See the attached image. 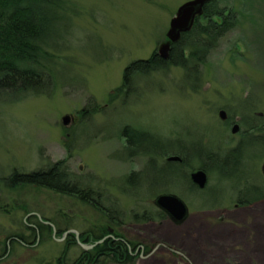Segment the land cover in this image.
<instances>
[{
    "label": "rangeland",
    "instance_id": "rangeland-1",
    "mask_svg": "<svg viewBox=\"0 0 264 264\" xmlns=\"http://www.w3.org/2000/svg\"><path fill=\"white\" fill-rule=\"evenodd\" d=\"M186 1L65 0L67 11H58L49 35L60 56L46 64L57 80L45 85L46 94L19 102L0 99V196L10 203L8 210L0 207V253L8 237H30L23 221L35 220L27 213L40 209L52 219L56 211L69 214L68 228L80 236L106 225L109 215L120 217L126 238L152 247L136 264H244L243 258L246 264H264L247 239L219 241L206 233L202 240L198 228L202 223L223 226L220 222L228 219L218 217L217 210L233 209L238 198H254L258 193L252 185L264 180L258 173L263 138L245 137L247 161L238 154L227 157L246 125L264 120V0H218L234 10L237 23L211 49L200 75L172 66L139 74L132 88H122L124 70L133 60L169 49L170 21ZM221 109L241 123L240 133L233 134L220 120ZM67 115L70 122L64 125ZM176 152L187 157L186 164L164 163ZM62 159L75 176L63 170L57 185L81 188L89 197L101 195L108 215L63 191L38 185L13 188L17 178L8 179ZM201 163L210 169L205 190L191 185L188 177ZM139 170L141 175L130 174ZM162 192L185 200L195 229L170 218L140 220L145 210L157 208L154 201ZM246 209L249 221L252 209L264 223V202ZM61 226L67 227L63 221ZM168 229L172 238L164 234ZM17 243L11 242L0 264H54L63 241L34 247Z\"/></svg>",
    "mask_w": 264,
    "mask_h": 264
},
{
    "label": "trees",
    "instance_id": "trees-1",
    "mask_svg": "<svg viewBox=\"0 0 264 264\" xmlns=\"http://www.w3.org/2000/svg\"><path fill=\"white\" fill-rule=\"evenodd\" d=\"M59 10L67 11L65 0H0V99L19 102L30 96L46 94L45 85L57 80L53 69L46 64L49 63V60H55L60 56L55 39H51L49 36L52 32L53 18L58 17ZM236 23L237 16L234 10L221 6L218 0H210L204 5L203 13L196 16L191 29L182 33L177 42L170 44L166 55L156 49L148 58L133 60L124 70L122 88L126 91L132 88L135 85V77L139 74L168 71L172 66L183 68L186 75L192 69L200 75L199 67L206 63L205 60L211 49L216 46L218 40L234 28ZM81 112L85 114L87 107H83ZM263 121L259 124L253 122L246 125L239 142L236 147L230 148L227 157L238 154L239 160L247 161L249 159L248 148L243 147L246 145L243 140L250 134L264 139ZM131 143L129 138L127 146ZM174 155L181 157L183 163L180 165L186 164L187 157L177 152ZM171 164L178 166L179 163L171 161ZM199 167L210 170L203 163ZM191 169H194L193 164L190 165L189 170ZM63 170L74 175L68 168L67 161L62 159L31 172H15L8 179L17 178L18 181H15L13 188L19 185H38L63 191V193L89 204L102 215L107 214L104 209H109V207L99 199L101 195L89 197L83 195L84 190L81 188L74 187L72 190H66L57 185L56 181ZM258 173L260 178L264 177L259 168ZM190 174L188 173V177L193 185ZM243 179L246 181V178L242 177ZM262 184L264 183L252 185L253 191L258 192L254 198L238 199L245 205L263 199L264 185L262 186ZM134 215V217H139L137 214ZM61 217L67 227L61 226L55 235L48 226L41 225L43 226L41 243L47 240L58 242L56 238L63 237V234L69 229L71 216L61 212ZM139 218L142 221H162L170 217L164 210L157 207L151 211L145 210ZM95 228H89L82 232L79 239L74 233H69L63 241L61 256L56 264H136L140 256L136 249L140 244L126 238L122 233L119 236L125 240L107 238L91 249H84L79 241L92 244L108 233L106 225H99ZM30 236L24 238L27 240L33 238L36 233L30 231ZM151 249L152 247L145 245L146 253Z\"/></svg>",
    "mask_w": 264,
    "mask_h": 264
},
{
    "label": "flooded vegetation",
    "instance_id": "flooded-vegetation-1",
    "mask_svg": "<svg viewBox=\"0 0 264 264\" xmlns=\"http://www.w3.org/2000/svg\"><path fill=\"white\" fill-rule=\"evenodd\" d=\"M203 11H204V7H203ZM220 120L223 123H225V125L227 127H230L231 129L233 128L234 124L238 123L240 125V129H239V131L237 133H240L242 131L241 130V123L238 120L232 118L230 115H227V119H225V120L220 119ZM237 133H233V134H237ZM175 162H178L179 164L183 163L182 160H175ZM164 163L168 164V163H171V161L168 160V157L167 158L165 157ZM261 171H262V166H261ZM134 172L135 171H132V173H130V174H132V175H134V174L135 175L136 174L137 175H141L142 174L140 172V170H139V172L138 171H136L135 173ZM262 174H263V172H262ZM263 176H264V174H263ZM190 179H191V177H190ZM261 182L264 183L263 180ZM207 185H208V183H207ZM207 185L204 188H199L195 183H193V186L195 188L200 189V190L207 189ZM263 185L264 184H262V186ZM149 187L151 189V185L150 184H149ZM149 191H150L149 193H155V192H152L151 190H149ZM162 193H167V192H162ZM162 193H157V195H160ZM17 200L18 199H15V201L13 202V204H14L13 206L16 205ZM1 202L4 203L3 202V198L0 196V207L3 210H8L9 208H6V206L10 205V203H4V205H2ZM262 202H264V198L255 201L253 204L245 205V204H242V202L238 199V201L236 203V207H234L233 209L224 208V209H221V210L220 209L217 210L218 211L217 216L218 217L220 216V218H221V216L223 214L224 215V219L227 218L228 221L223 220L222 222H220L222 225L223 224L224 225L220 226L217 229H215L216 227L213 226L211 223H205V224L202 223L201 226L199 224L198 228L201 230V239L202 240L204 239L206 233L211 235V237H213L214 240H219V241H222V240L224 241L227 238L232 239L233 242L234 241L238 242V240H241V239L242 240H246L247 239V243L252 247V250L255 253V255L257 254V257L262 262H264V228H263V224L264 223H262L261 218L259 217V215H257L255 213V210L251 209V211H252V213H250V215H252L251 221H249V212L250 211L244 213V211L247 210L246 209L247 207H252L254 205L258 206ZM239 209H241V210L239 211ZM39 210L40 209L31 210L30 212L27 213V216L28 217L30 216L29 218H33L34 217L35 220L30 219L27 222L23 221L25 226L27 228H29V230L31 232H35L36 233V236L33 237L30 240L29 239L27 240L24 237H21V238L17 237L15 234H14L13 237H10V238L8 237L7 240H6V243L3 245V247H1V250L3 252L0 253V260L4 259L5 257H7L9 255V252H10V249H11L10 245H11V242H13V241H18V243H20L24 247H34L36 245H40V243H41V229L43 227L41 225H46L50 229H52L54 231V235L58 233V230L61 227V222L63 221L62 217H61V212H57L56 211V219H52V218L43 216ZM108 210L109 209H104V211H105V213H107V215L109 214ZM108 217H107V222H106L108 233L104 237L110 236L109 238H113L115 240H120V239L121 240H125V239H123L122 237L119 236L121 234V230L120 229L123 228L124 224H125L124 220L121 219L120 217H111L110 218V215ZM169 220H171V222L176 223L179 226L180 225H186L189 228H194L195 229V227L192 225V224H195V221H194L195 219H191L190 216H187V218L184 221H182V222H177V221L173 220L172 218H170ZM225 222H229V223L227 225H225L226 224ZM145 223H147V222H145ZM225 226H229L227 228H232V231L231 232H226L227 230H226ZM68 230H70V229H68ZM192 232L193 231H191V233ZM210 232H212V233H210ZM167 233L168 234H166V232H164V234L166 236H168V238H172V234L171 233H173V230L168 229ZM189 233H190V231H189ZM253 233H254L253 240H251L252 237L250 239V236H252ZM192 235H194V233H192ZM66 237L64 239H63V237L62 238H56V240L58 242H61V241H64L66 239ZM206 237H208V235ZM61 239H63V240H61ZM205 240H206V238H205ZM185 243H188V239L186 237L183 240V244L184 245H185ZM193 243L194 242L191 241V244H193ZM136 252H137V250H136ZM137 253H140V252H137ZM214 254H216V253H214ZM216 255L218 256L219 254L217 253ZM60 256L57 257V259L55 260L54 264H56L58 262V259H60ZM242 262L244 264H246V262H248V261H247L246 258H243ZM49 264H51V263H49Z\"/></svg>",
    "mask_w": 264,
    "mask_h": 264
},
{
    "label": "water",
    "instance_id": "water-1",
    "mask_svg": "<svg viewBox=\"0 0 264 264\" xmlns=\"http://www.w3.org/2000/svg\"><path fill=\"white\" fill-rule=\"evenodd\" d=\"M209 1L210 0H189L178 7L175 15L170 21V27L167 31V42L169 43V46L171 43L177 42L180 39L182 33L191 29L195 22L196 16L203 13L204 5ZM168 50L160 53L166 55ZM219 115L220 119L225 120L227 119L228 114L225 109H221ZM62 121L64 125H67L70 122V117L68 115L64 116ZM239 129L240 125L236 123L232 128V132L237 133ZM168 160H181V157L178 155H171L168 157ZM262 172L264 174V162L262 164ZM190 177L192 182L195 183L199 188H204L208 183V174L202 167L192 171ZM154 202L159 209L164 210L170 218L177 222L184 221L189 215V206L181 196L175 193H162L155 198ZM68 233H74L78 239L80 238V233L78 230L70 229L64 233L63 239L68 235ZM109 237L110 236H106L92 244H86L81 241H79V243L84 249L88 250L97 244L102 243ZM136 250L137 252H140L141 256H143L145 252V245H138Z\"/></svg>",
    "mask_w": 264,
    "mask_h": 264
},
{
    "label": "bare ground",
    "instance_id": "bare-ground-1",
    "mask_svg": "<svg viewBox=\"0 0 264 264\" xmlns=\"http://www.w3.org/2000/svg\"><path fill=\"white\" fill-rule=\"evenodd\" d=\"M129 139V138H128ZM65 176V175H64Z\"/></svg>",
    "mask_w": 264,
    "mask_h": 264
}]
</instances>
